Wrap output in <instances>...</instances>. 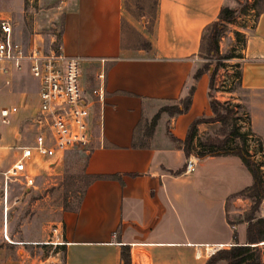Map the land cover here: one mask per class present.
Listing matches in <instances>:
<instances>
[{"label": "crops", "instance_id": "1", "mask_svg": "<svg viewBox=\"0 0 264 264\" xmlns=\"http://www.w3.org/2000/svg\"><path fill=\"white\" fill-rule=\"evenodd\" d=\"M9 1L18 10L23 0ZM62 4L58 42L66 54L85 58L81 83L89 110V153L84 170L99 176L87 186L78 209H63L56 222L65 242L58 245L62 263L123 264L124 246L130 264H204L209 256H196L203 246L223 244L227 249L233 244V232L236 242L244 244L246 223L228 224L226 201L251 184L249 171L235 155H189L194 169L186 174L187 157L169 137L183 140L194 118L211 115L208 77L203 74L194 81L192 74L201 62L197 52L203 27L216 19L222 6L233 7L234 0H158L150 31L146 21L145 30L125 20V0H63ZM252 4L255 10L248 11L255 19L246 28L239 66L244 98L238 103L248 115L250 131L264 147V1ZM0 17L11 19L2 13ZM142 37L152 49L143 47ZM101 71L103 81L98 79ZM21 76L31 77L27 72L8 76L2 105L21 100L8 88ZM191 86L187 111L172 116L162 112L150 146L134 147L133 135L141 119L178 103ZM95 88H102L103 96L93 95ZM155 102L157 109L151 111ZM18 106L11 126L2 133L1 164L10 159L11 164L18 156L13 152L10 157L3 144L32 142L21 140L17 132L23 115ZM218 126V122L198 123L196 136L202 139Z\"/></svg>", "mask_w": 264, "mask_h": 264}, {"label": "rangeland", "instance_id": "2", "mask_svg": "<svg viewBox=\"0 0 264 264\" xmlns=\"http://www.w3.org/2000/svg\"><path fill=\"white\" fill-rule=\"evenodd\" d=\"M62 1L23 0L17 10L9 0H4V2L0 1V13L11 17L19 40L26 43L32 38L45 48L54 47L62 28L64 10ZM142 2L144 9H148L151 1L142 0ZM251 3L245 0L238 2L234 0L233 7L236 9L244 4L247 6L244 11L237 14L233 24L230 23L227 26V30L218 40V53L227 55L228 58L219 60L213 58L210 61L211 70L216 62L220 63L214 75L211 93L214 96L217 95L218 100L227 101L230 104L238 103V100L244 98V92L239 87L231 90L229 87L233 84L234 72L238 70L234 65L240 64L246 28L255 19L252 11H248L249 8L255 10ZM128 4L130 12L125 10V20H130L137 28L146 30L143 28L145 20L138 16L140 9L136 6V0H128ZM201 62L204 60L201 59ZM8 88L10 93L16 92L21 97L20 101L12 102L17 107L21 105V112H23L17 132L21 140L31 141L28 119L36 110L38 103L37 82L32 77L21 76L13 79ZM0 101L6 104L2 96ZM157 105L156 102L153 103L151 111L157 109ZM244 112H246L244 106L238 108L236 112L238 118L236 124L240 131L248 128V115L246 116ZM149 114L148 120L152 116V113ZM10 126L11 124L1 125L0 131L5 134ZM218 128L219 126L204 134L202 139L206 136L213 137ZM8 133L12 136L10 131ZM18 144L17 140L16 143L6 142L3 144L6 148L2 150L8 152L11 157L14 146ZM246 150L252 161L258 165L259 174L264 181V150L259 149L255 137H247ZM84 160V150L78 149L66 152L58 164L48 166L47 163L40 162L35 166L34 186L26 188L17 181L11 180L7 195H4L3 179L0 177V264H63L58 245L51 243L53 241L51 228L58 221L61 211L65 207L73 208L79 200L80 191L86 183V180L82 178ZM10 162L11 159L9 162L4 160V163L0 165L5 167ZM66 193L69 197L65 201ZM251 206L252 202L249 199L229 198L226 201L227 218L234 220L244 217ZM254 215L264 218V197L258 203ZM257 245L262 260L260 264H264V245Z\"/></svg>", "mask_w": 264, "mask_h": 264}, {"label": "built area", "instance_id": "3", "mask_svg": "<svg viewBox=\"0 0 264 264\" xmlns=\"http://www.w3.org/2000/svg\"><path fill=\"white\" fill-rule=\"evenodd\" d=\"M253 2L255 0H245ZM85 58L66 54L60 42L45 48L36 39L23 42L14 36L11 19L0 17V98L8 76L15 72H27L37 82L38 103L29 117L32 142L14 147L17 158L8 166H0L3 192L7 195L9 182L17 181L26 188L34 186L35 166L40 162L51 166L62 161L66 152L86 149L89 145V110L83 95L81 77ZM104 63V58L98 60ZM104 79V71L98 74ZM92 94L103 96L102 88H95ZM18 112L15 105H2L0 101V126L9 125ZM2 132L0 131V148ZM194 169V158L188 156L184 173ZM54 245H63L61 225L51 228ZM223 244L203 246L196 256H211L223 249Z\"/></svg>", "mask_w": 264, "mask_h": 264}, {"label": "trees", "instance_id": "4", "mask_svg": "<svg viewBox=\"0 0 264 264\" xmlns=\"http://www.w3.org/2000/svg\"><path fill=\"white\" fill-rule=\"evenodd\" d=\"M150 1L151 4L149 8L145 10L142 0H136V6L140 9V13L138 14V16L145 18L146 26L149 31L155 21L158 4V0ZM235 1L238 2L239 0ZM255 1H253L252 3H254ZM246 6L247 5L244 4L239 9H236L235 7L222 6L217 13L216 19L203 27L200 34L197 56L200 59H203L204 62H200L199 67L194 70L192 79L196 81L201 75H207L208 82L206 95L211 115L208 117L200 116L194 118L188 124L187 133L183 140L174 138L173 136L169 135L171 140H173L177 145L181 147L186 157H188L189 155H195L199 158L206 156L235 155L239 157V159L251 175V184L240 190L239 192L232 194L230 198L239 196L245 199H249L252 202V206L250 207L249 211L246 212L244 217H239L234 220H229L227 218L228 224L230 225L234 224V222L246 223L245 243L238 244L236 242L235 232H233V244L227 249H220L216 251L213 255L209 256L204 264H215V262L218 260H224L226 264H260L261 259L257 244L264 243V218L254 215V212L258 207V203L264 197V181L259 174L258 165L252 161L250 155L246 150L247 137L255 136L250 131L249 127L245 131H240L236 124V120L238 119L236 116V112L238 108H242L241 104H230L227 101H220L216 99L215 96L211 93L213 91L214 75L220 63L216 62L213 65L212 70L209 67L211 65L210 61L213 58H216V60L228 58L227 55H220L218 53V40L227 30V26L230 23H233L237 14L244 11L246 9ZM252 6L254 7V4H252ZM125 9L127 11L130 10L128 0H125ZM133 31L136 32L134 29ZM141 40V44L145 49H152V44L149 40L143 37L141 38ZM234 66L238 70L234 72V80L232 82V86L229 87L230 90L239 87L240 64L236 63ZM192 91L193 86L189 87L187 96L185 98L179 100V102L176 104L162 106L151 117L150 120L146 118L141 119V121L135 128V133L133 135V146L149 147L150 139L153 136L160 114L162 112H167L172 116L187 111ZM244 114L247 116L246 112H244ZM203 122L219 123V128L217 129L213 137L206 136L204 139H201L196 136V125ZM256 143L259 149L264 150V147L261 146L260 142L257 139ZM83 150L86 160L89 152L86 149ZM84 164L82 169V178L86 180V183L80 191L79 200L73 208L65 207L64 210H77L87 186L99 177L98 175L86 173L84 170ZM64 197L66 201L69 197L68 193H66ZM121 258L123 260V264H130V255L126 250V247L124 246L122 247Z\"/></svg>", "mask_w": 264, "mask_h": 264}]
</instances>
